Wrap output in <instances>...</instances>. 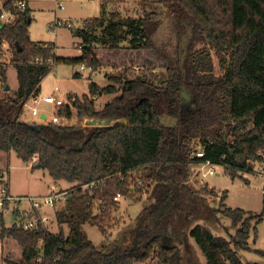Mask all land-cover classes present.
I'll return each instance as SVG.
<instances>
[{"label":"trees","instance_id":"16d2710c","mask_svg":"<svg viewBox=\"0 0 264 264\" xmlns=\"http://www.w3.org/2000/svg\"><path fill=\"white\" fill-rule=\"evenodd\" d=\"M16 1L0 9V16L3 11L16 15L13 25L0 22V47L6 42L13 50L10 62L0 63V110L7 107L0 114V154L13 153L33 170L47 171L56 184L64 181L72 187L65 207L56 213L58 232L41 224L35 229L6 227L0 211L1 240H14L23 248L19 263L4 262L191 264L190 237L207 264H244L240 252L250 249V238L264 218V188L258 216L226 208L223 194L219 209L210 214H222L237 229L224 238L202 225L188 234L206 207L204 195L211 192L196 190L191 180L207 161L222 166L233 180L242 172L253 173L254 163L264 161V0H143L138 17L111 13L107 19L85 21L76 30L85 46L71 63L97 71L101 64L94 48L117 49L129 39L133 51H150L164 61L167 79L157 85L146 75L130 79L108 74L107 86L91 83L89 95H70L72 106L57 109L63 119H72L76 110L80 122L72 126L19 121L24 105L39 95L51 72L55 48L31 41L30 11L19 10ZM164 14L175 37L169 54L154 41ZM38 58L42 61L36 62ZM8 65L17 71L16 92L5 91ZM185 90L193 95L190 105L183 103ZM104 95L116 97L98 110L95 99ZM163 115L175 118L176 125H163ZM84 120L108 124L84 126ZM199 151L203 159L196 156ZM139 170L147 172L144 189L151 190V203L122 241L98 248L84 226L106 234L103 216L117 204L114 198L142 194L144 189L131 177ZM96 205L101 215L94 212Z\"/></svg>","mask_w":264,"mask_h":264},{"label":"rangeland","instance_id":"374dc122","mask_svg":"<svg viewBox=\"0 0 264 264\" xmlns=\"http://www.w3.org/2000/svg\"><path fill=\"white\" fill-rule=\"evenodd\" d=\"M7 1L9 0H0V8ZM29 2L30 17L32 19L29 29L31 41L37 44H50L56 49V56L50 61L52 65L51 72L41 84V96H54L64 102L70 101V95L82 98L89 95V85L91 83H96L100 87L107 86L109 81L106 79V75L108 74L130 79L146 75L157 85H163L166 81V64L164 61L157 59L150 51H133L129 47V39L122 42L117 49H108L97 45L94 48V53L101 64V69L97 71H83L81 69L82 64H74L69 61L82 55L81 47H84L85 44L76 33V30L82 28L85 21L100 18L103 15L107 19L108 16L106 15L111 13L120 14L124 18L138 17L142 12L143 0H29ZM57 20H71L73 29L56 28L54 23ZM163 20L155 34L154 41L161 51L169 54L171 46H175V37L172 33V22L169 16L164 14ZM98 34L101 35V31ZM1 50L0 63H9L13 56V50H5V48L4 51ZM177 56L181 58V54ZM85 66L88 67L87 64ZM76 73L80 76L75 77ZM7 86L12 89V92L18 86L17 71L11 65H8L7 68ZM183 94L184 104L190 105L193 101V95L186 90ZM0 95H3L1 85ZM115 97L116 95L96 97V108L98 110L102 109ZM39 110L46 112L50 117L57 114V110L53 105L41 104ZM3 111H7V107H2L0 114ZM76 114V110H73L71 125L80 122ZM160 120L167 127L176 125V119L168 115L161 116ZM19 121L40 123L39 119L32 116L28 110L19 116ZM93 123V121H88V124ZM99 124L107 125L108 123L100 121ZM254 166L253 173L242 172L240 173L241 177L235 180L222 166H212L215 170L213 176L203 177V174L208 171V167L203 170L198 167L193 171L191 180L193 187L196 190H202L205 187L206 192H211L204 195L206 207L202 215L191 222L188 234L195 226L202 225L209 228L216 237L229 238L235 235L237 229L232 226L230 219L220 213L210 214L211 211L219 209L224 193L227 195L224 200L226 208L241 209L253 216L261 215L263 211L264 161L262 163L256 162ZM131 177L141 185V188H145L147 177L145 170L136 171ZM71 187L72 185L64 181L56 184L47 171L42 169L33 170L31 166L24 164L15 154L11 158L6 153L0 155V193L3 188H7L10 196L15 199L42 198L55 194L62 195L69 192ZM150 203L151 190L147 192L144 189L142 194L132 198L124 199L121 197L117 204L107 210L103 216V226L106 229L105 235L97 227L89 224L85 225L84 229L89 239L98 248L117 245L122 241L125 234L135 229L138 216ZM65 204L66 196L55 202V206H45L35 212L26 201H12L7 207L0 208V211L4 213L3 221L6 227L24 226L27 222L35 220L38 213L40 216H47L50 219L46 224V228L52 232H58L56 213L63 209ZM25 212L29 215L28 218L24 217ZM94 212L99 215L102 214L99 205H96ZM65 230L67 232V228ZM186 240L189 251L187 257L191 260L190 263L207 264L194 240L190 237ZM249 245V250L240 252L242 262L244 264H264V218L257 226L256 237L252 234ZM182 256L185 257V255ZM5 259L19 263L23 260V248L14 240L2 241L0 237V264H6ZM146 264L160 263L158 260H152Z\"/></svg>","mask_w":264,"mask_h":264},{"label":"built area","instance_id":"2783aa9c","mask_svg":"<svg viewBox=\"0 0 264 264\" xmlns=\"http://www.w3.org/2000/svg\"><path fill=\"white\" fill-rule=\"evenodd\" d=\"M15 6H17V8L21 11H25L28 8V2L27 0H17L15 3ZM16 21V15L14 13H12L11 11H3L1 16H0V22L2 25H13ZM54 26L56 28H70L73 29V24L71 22V20H57L54 23ZM3 51L4 48L5 50H10V46L4 42L2 44V47H0ZM3 53V52H2ZM1 53V55H2ZM4 54V53H3ZM41 59H36V62H41ZM81 69L83 71L85 70H90L92 72V68L91 67H86L84 64H82ZM58 90V89H57ZM44 103L47 105H53L55 106L56 110L59 109L60 107L63 106H72V103L70 101L68 102H64L59 98H56L54 96H41V95H36L33 96L25 105H24V110H28L30 111L31 115L34 117H37L40 121V123H51V124H55V125H62V126H72L71 125V119L68 118H61L59 117L57 114H54L52 117L48 116L46 112H41L39 110V106ZM42 113H43V117L45 119L42 118ZM85 122L83 123L84 126L86 125H93V126H100L101 124H99L100 121H96L93 120V124H88L89 120H84ZM198 158L203 159L204 158V153L202 151H199L196 155ZM264 158V156H263ZM212 166H216L213 165L210 161H207L205 163H203L201 166V169H205L206 167H208V171L205 172L203 174L204 176H213L215 174V170L214 168H212ZM140 185V184H139ZM134 189V188H133ZM0 208H3L5 206L6 203L10 204V202L15 201V202H22V201H26L30 204L31 208L33 211L38 212V209L45 207V206H50L53 207L55 206V202H57L59 199H61V197L64 198V196H67V193L64 194H55L49 197H42V198H19V199H15L13 197L10 196L9 191L7 188H3L1 190L0 193ZM121 198L120 195H117L114 198L115 202H118L119 199ZM36 219L27 222L24 227L26 229H35L36 227H38L39 224L46 226V224L49 222V218L47 216H40L38 213L36 214ZM24 217L28 218L29 215L27 214V212L24 213Z\"/></svg>","mask_w":264,"mask_h":264},{"label":"crops","instance_id":"0c3cea01","mask_svg":"<svg viewBox=\"0 0 264 264\" xmlns=\"http://www.w3.org/2000/svg\"><path fill=\"white\" fill-rule=\"evenodd\" d=\"M27 2H28V9H30V5H29V0H27ZM0 9H2V8H0ZM54 54H55V56H56V49H55V51H54ZM17 88H18V86H17ZM17 88L15 89V91L14 92H16L17 91ZM10 90L12 91V89L10 88ZM42 93H41V91H40V93H39V95H41ZM42 104H44V103H42ZM26 110H23V113L25 112ZM42 117H43V113H42ZM1 155V154H0ZM12 155H13V153L10 155V156H8L9 158H11L12 157ZM3 247V246H2Z\"/></svg>","mask_w":264,"mask_h":264},{"label":"water","instance_id":"95a60500","mask_svg":"<svg viewBox=\"0 0 264 264\" xmlns=\"http://www.w3.org/2000/svg\"><path fill=\"white\" fill-rule=\"evenodd\" d=\"M5 91H10V87L9 86H6V89ZM182 100H183V103H184V94L182 95ZM43 119H45L44 117H42ZM38 166H40V164H38Z\"/></svg>","mask_w":264,"mask_h":264}]
</instances>
